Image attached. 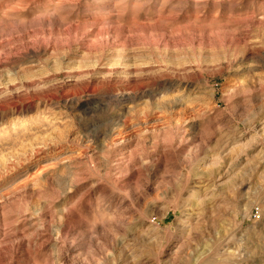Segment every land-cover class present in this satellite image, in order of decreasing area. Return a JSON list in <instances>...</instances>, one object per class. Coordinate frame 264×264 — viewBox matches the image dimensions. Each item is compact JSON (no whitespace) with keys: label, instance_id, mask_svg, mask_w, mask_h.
Returning a JSON list of instances; mask_svg holds the SVG:
<instances>
[{"label":"rangeland","instance_id":"1","mask_svg":"<svg viewBox=\"0 0 264 264\" xmlns=\"http://www.w3.org/2000/svg\"><path fill=\"white\" fill-rule=\"evenodd\" d=\"M0 264H264V0H0Z\"/></svg>","mask_w":264,"mask_h":264}]
</instances>
